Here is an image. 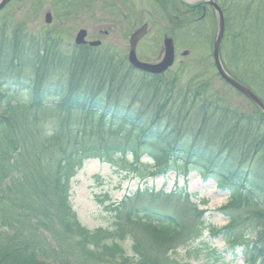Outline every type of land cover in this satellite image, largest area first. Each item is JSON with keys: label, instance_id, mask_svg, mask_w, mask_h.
<instances>
[{"label": "trees", "instance_id": "obj_1", "mask_svg": "<svg viewBox=\"0 0 264 264\" xmlns=\"http://www.w3.org/2000/svg\"><path fill=\"white\" fill-rule=\"evenodd\" d=\"M240 15V41H246L248 36H243L246 20L241 10ZM22 32L20 27H15L9 52L4 54L0 50V59L8 57L9 63L19 57L22 63L13 65L17 70L30 64L27 56L20 58L26 35ZM1 38L4 39L3 34ZM0 47H3L1 41ZM40 48L35 45L27 54L35 56L30 66L39 85L33 88L31 83L22 85L29 89L28 101L22 105L25 110H18L20 105H5V94L0 92V264H175L169 255L180 249L187 251L203 237L206 229L205 211L191 202L187 192L137 190L120 204L107 208L112 217L111 228L88 230L79 224L72 209L70 188L71 179L89 159L113 166L122 164L121 170L137 173L138 169L128 168L136 167L141 156L147 155L153 162L150 176H164L176 169L170 162L171 154H183L187 145V155L197 160L184 163L185 170L193 166L202 179H212L218 189L229 193V203L218 210L227 218V226L219 230L210 228L209 236L224 241L230 253L240 248L244 264H264V223L258 224L259 218L239 213V206L248 199L261 206L255 193L260 191L264 197V115L260 111L256 109V115H252L229 108L224 102L202 99V87L189 91L187 85L179 87L173 78L154 80L158 86L149 89L150 102L142 103L144 108L140 109L137 94L113 86L110 77L111 72L118 74L119 70L134 74L128 63L125 67L126 63L119 60L123 67L118 68L110 58L104 57L98 64L88 62L96 73L103 66L110 69L108 77L94 82L97 75L91 79L83 74L85 60L80 61L76 55L57 57L55 52L47 53L45 46ZM248 49H244L246 58H250ZM51 78H56L58 85H44ZM5 85L9 84L4 71H0V89ZM173 88L178 94H174ZM123 95L129 97L127 104ZM158 100L161 103L151 107ZM171 101H174L171 107L166 106ZM41 108L54 112L44 115L38 112ZM106 117L135 131H146V135L152 128L153 138L164 141V145L161 148L145 145L160 154L155 155L142 145L109 143L112 142L109 133L100 131V126L106 125L101 124ZM154 120L159 124L153 127ZM181 136L185 143L176 148ZM128 155L133 162L128 161ZM137 176L144 179L142 173ZM144 197H149L151 202L162 197L165 210L150 211L146 202L140 205L139 199ZM242 222L245 225L241 226ZM127 241L131 242L132 256L126 255Z\"/></svg>", "mask_w": 264, "mask_h": 264}, {"label": "rangeland", "instance_id": "obj_2", "mask_svg": "<svg viewBox=\"0 0 264 264\" xmlns=\"http://www.w3.org/2000/svg\"><path fill=\"white\" fill-rule=\"evenodd\" d=\"M215 3L223 11L225 19V30L220 45L223 68L226 67L232 76L235 75L244 81L253 93L264 100V0H220ZM54 4L58 5L55 9L52 7ZM62 6L64 8H61ZM240 10L246 20L244 28L246 34H243V36H248L247 40L245 38L246 41H240V35H242ZM185 12L188 13L184 14ZM47 13L51 15L49 24L45 22ZM226 20L228 25H226ZM217 26L216 12L203 0L193 2L181 0H12L0 11V30L5 28L4 32L0 33V41L3 43L0 50L4 54L9 52L11 32L15 27H20L22 34H26L23 38L20 58L27 56L32 65L35 56L31 57L27 54L35 45L38 48L45 46L47 53L55 52L57 57L60 55L69 58L71 55H76L75 57L80 61L85 60L82 62L86 64L83 74L90 76L91 79L97 75L98 79L92 80L97 82L99 79L108 77L110 69L103 66L104 69L96 73L91 66L87 65L88 62L98 64L104 57L105 59L110 58V61L114 62L118 68L123 67L122 64H118L119 60L124 61L125 67H128L130 41L136 40L137 59L142 63L157 64L164 55V38H170L173 41L175 58L168 69L159 74H151L135 68L134 74L128 71L122 73L120 70L118 74L111 72L110 77L114 80L113 86H120L122 91L137 94L141 102L138 108L141 109L144 108L142 103L150 102L148 101L150 98L147 97L149 89L158 86L154 80L171 81L173 78L176 79L179 87L188 86L189 91L200 90L202 87L204 92L200 91L202 99L207 98L218 104L224 102L229 108L233 107L236 110L256 115L258 109L244 95L224 82L216 72L212 50ZM81 30L85 32V44L77 45L75 40L77 33ZM1 34L4 39L1 38ZM43 39H47L44 44H42ZM246 47H249L250 58L244 56L247 51L244 50ZM87 56L89 57L86 59ZM18 58L10 63L8 57L0 59V71H4L5 81L9 84L1 88L5 91L0 89V92L5 94L4 96L1 94L5 105H20L21 108L18 110H25L22 105L28 101L29 89L25 90L22 85L31 83L33 88L39 85V82L35 81L30 64L23 66L20 70L14 69L13 65L22 63ZM248 59L250 61H247ZM98 68L94 67V69ZM232 78L235 79L234 76ZM63 81L66 84V81ZM43 83L44 85L49 83L58 85L56 78L47 79ZM175 91L173 88L174 94H178ZM126 96L130 95L126 92ZM128 100L129 97L124 96L123 102L127 104ZM173 102L167 103L166 106L171 107ZM158 103L160 104L161 100L153 101L151 107L157 106ZM151 107L148 109L152 114ZM38 110L44 115L54 112V110L50 112L42 108ZM114 118L119 119L116 115ZM101 124L105 127L100 126V131L102 130L103 134L109 133L108 137L112 141L109 143L120 141V144L125 142L124 144L142 145L155 155H159V151L145 144L150 143L158 148L164 145V141L153 138L152 128L148 127L150 130L146 135V131H135L133 127L130 128L119 121H113L112 117L104 118ZM157 124L159 122L154 120L153 127ZM24 125L25 121L22 125L23 129ZM155 130L156 128H153V131ZM181 137L180 141L175 144L176 148H180L182 143H185V138ZM186 147L183 154L178 153L176 156L171 154L170 162L176 169L170 170L164 176H150L153 172L151 169L153 162L147 155L141 156L136 167L128 168L129 170L138 169L137 173L121 170L122 164L113 166L106 162L101 164L96 159L87 160L83 168L71 180L70 203L79 224L88 230L100 227L111 228L112 217L106 211L107 208L112 204H120L124 198L132 196L137 190L144 191L148 188L150 193L164 192L165 194L185 191L190 195L191 202L196 204L198 209L205 211L206 229L203 237L191 244L186 249L187 251L180 249L171 253L169 255L171 260L175 264H185V262L244 264L240 248L230 253L224 241L218 238L213 239L208 234L210 228L219 230L227 226V218L218 210L229 203V193L218 189L212 179H201L192 168L193 166L190 165L185 170L184 163L188 160H197L187 155L188 145ZM127 158L129 162H133L130 155ZM141 173L144 175L143 180L137 176ZM260 193L259 191L255 195L261 206L251 199L244 201L242 207L239 206L241 210L239 213H247L252 218H259L258 224L264 223V218H261L264 217V207H262L264 197ZM142 199L144 200L139 199V204L149 203L150 211L163 212L165 210L162 197L154 202H151L149 197ZM243 225H245L244 222L241 226ZM254 237L255 234H252L251 238ZM130 247V241L124 243L127 256L133 255Z\"/></svg>", "mask_w": 264, "mask_h": 264}, {"label": "water", "instance_id": "obj_3", "mask_svg": "<svg viewBox=\"0 0 264 264\" xmlns=\"http://www.w3.org/2000/svg\"><path fill=\"white\" fill-rule=\"evenodd\" d=\"M11 0H0V11L10 2ZM183 2H193L196 0H181ZM206 4H208L218 16V26L217 31L214 37L213 42V50L212 57L215 68L217 70L218 75L232 88L236 91L244 95L248 100H250L255 107L260 110L264 114V103L245 85L239 83L235 79H233L223 68L221 60H220V45L223 38L224 30H225V19L224 14L221 8L215 3L214 0H203ZM50 13L46 14L45 22L49 24L51 22ZM77 37L75 43L77 45L85 44L84 30L79 31L77 33ZM137 34V33H135ZM136 40L130 41V51L128 55L129 64L138 70L151 73V74H159L168 69L172 63L174 62L175 54H174V45L173 41L170 38H164L163 46H164V55L162 60L157 64H148L140 62L136 57L135 51Z\"/></svg>", "mask_w": 264, "mask_h": 264}, {"label": "bare ground", "instance_id": "obj_4", "mask_svg": "<svg viewBox=\"0 0 264 264\" xmlns=\"http://www.w3.org/2000/svg\"><path fill=\"white\" fill-rule=\"evenodd\" d=\"M148 145H149V144H148ZM89 160H92V159H89ZM89 160H88V161H89Z\"/></svg>", "mask_w": 264, "mask_h": 264}]
</instances>
